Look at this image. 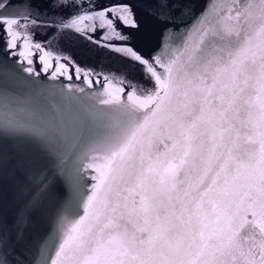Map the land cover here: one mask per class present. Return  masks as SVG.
I'll return each mask as SVG.
<instances>
[{
	"label": "snow or ice",
	"instance_id": "obj_1",
	"mask_svg": "<svg viewBox=\"0 0 264 264\" xmlns=\"http://www.w3.org/2000/svg\"><path fill=\"white\" fill-rule=\"evenodd\" d=\"M141 2L165 22L180 7L169 0H53L51 7L73 11L50 18L31 0H0L5 57L30 76L95 83L97 103L108 106L94 114L101 127L76 164L62 168L74 206L58 215L34 264H264V0H231L223 14L209 0L166 58L146 57L131 43ZM41 30L56 37L55 46L36 39ZM64 38L113 53L149 84L81 67L60 48ZM165 129L169 151L153 158L154 138ZM50 130L39 118L21 123L7 90L0 94V142L43 143ZM241 135L258 147L234 153ZM32 179L38 200L47 177L36 172ZM132 216L140 227L127 226Z\"/></svg>",
	"mask_w": 264,
	"mask_h": 264
},
{
	"label": "water",
	"instance_id": "obj_2",
	"mask_svg": "<svg viewBox=\"0 0 264 264\" xmlns=\"http://www.w3.org/2000/svg\"><path fill=\"white\" fill-rule=\"evenodd\" d=\"M31 2L50 18L67 16L73 11L51 7L53 0ZM169 2L180 7L168 13L171 18L166 22L149 14L146 11L147 3L137 4L140 29L133 32L131 43L146 57L157 54L166 58L168 50L182 43L185 33L193 28L209 4V0ZM215 3L218 14H223L231 0H215ZM36 39L40 42L51 41L53 46L56 43V37L47 30H41ZM59 46L81 67L96 73L127 72L129 78L149 84L143 80L138 69L129 68L113 53L79 38L60 39ZM34 67L40 72L39 63ZM80 88L84 91H79ZM5 90L11 106L19 113L21 123L30 126L39 118L51 125L46 142L37 143L27 137L0 142V260L7 258L9 264H34L37 250L52 231L58 215L70 204L74 206L72 188L62 174V168L71 170L76 164L86 143L101 127L94 114L108 106L97 103L99 85H89L83 78L77 79L75 76L72 80L66 76L50 79L43 72L39 76H30L14 62V58L5 57L0 48V94ZM237 126H240L239 123ZM169 131L162 130L154 138L151 150L153 158L156 155L163 158V154L169 151L165 148V144L171 145L167 139ZM256 147L258 145L247 143L241 135L233 151L244 155L247 150ZM36 172L43 173L48 181V189L40 193L38 200H34L37 186L32 179ZM84 183L90 186L94 181L85 177ZM141 225L142 221L135 216L127 222L130 229Z\"/></svg>",
	"mask_w": 264,
	"mask_h": 264
}]
</instances>
